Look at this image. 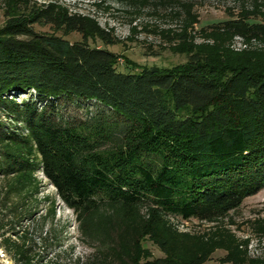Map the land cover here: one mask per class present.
Wrapping results in <instances>:
<instances>
[{"label": "trees", "instance_id": "1", "mask_svg": "<svg viewBox=\"0 0 264 264\" xmlns=\"http://www.w3.org/2000/svg\"><path fill=\"white\" fill-rule=\"evenodd\" d=\"M126 1L134 16L171 8L181 26L151 32L185 63L120 72L119 55L91 45H116L112 29L58 3L0 0V176L31 195L41 172L81 236L118 264H205L217 250L222 264H264L249 255V239L221 224L264 189V0H239L236 17L200 29L198 44L190 5ZM74 33L80 40L66 39ZM235 38L246 48L234 51ZM67 108L88 119L66 120ZM170 218L218 224L190 235ZM254 223L264 240V219ZM145 239L163 257L151 259ZM13 248L32 264L23 244Z\"/></svg>", "mask_w": 264, "mask_h": 264}, {"label": "rangeland", "instance_id": "2", "mask_svg": "<svg viewBox=\"0 0 264 264\" xmlns=\"http://www.w3.org/2000/svg\"><path fill=\"white\" fill-rule=\"evenodd\" d=\"M37 5L58 3L72 13H81L95 19L101 28L112 29L118 41L114 46H105L99 41L91 45L105 48L116 53L117 69L129 71L133 66L147 69H170L186 62V56L173 52L161 36L151 31L155 29H177L181 26L179 19L170 14L166 5H149L137 14L126 0H30ZM190 5L191 14L197 17L193 31L201 43L198 31L207 26L227 21L241 11L239 0H180ZM181 9V7H174ZM183 18L186 16L181 9ZM134 18L132 21L131 19ZM5 21L0 2V26ZM132 28H136L133 32ZM36 31L48 32V27L34 26ZM147 29L148 31H146ZM70 42L80 40L78 34L67 38ZM239 47V42L234 48ZM233 49V48H232ZM234 50V49H233ZM236 51V50H234ZM64 118L74 123L87 120L82 110L67 108ZM3 121L4 118H3ZM37 190L30 186L28 192L15 189L14 177L0 176V264H23L13 243L23 244L25 258L32 264H118L111 255V250L96 242L84 239L78 230V220L58 198L56 189L41 173L35 175ZM33 185V184H32ZM35 185V184H34ZM32 191V192H31ZM264 189L258 194L245 199L242 205L221 220V224L239 239H249L248 251L251 257L264 256V240L255 232L254 221L264 219ZM144 211V210H143ZM170 222L180 231L190 235L203 234L213 229L218 223H209L192 219L183 221L170 218ZM8 239L9 243L3 242ZM143 247L151 254V259L163 257L162 252L148 240H143ZM225 252L215 251L205 264H222Z\"/></svg>", "mask_w": 264, "mask_h": 264}, {"label": "built area", "instance_id": "3", "mask_svg": "<svg viewBox=\"0 0 264 264\" xmlns=\"http://www.w3.org/2000/svg\"><path fill=\"white\" fill-rule=\"evenodd\" d=\"M70 12H71V11H70ZM77 14L83 15V14H81V13H77ZM238 42H239V47L236 49V48H234V47H235V44H237ZM231 47H232L234 50H240V49H244V48H246V45L242 44V39H241V38H235Z\"/></svg>", "mask_w": 264, "mask_h": 264}, {"label": "water", "instance_id": "4", "mask_svg": "<svg viewBox=\"0 0 264 264\" xmlns=\"http://www.w3.org/2000/svg\"><path fill=\"white\" fill-rule=\"evenodd\" d=\"M152 71H153V72H158V69L155 68V69H153Z\"/></svg>", "mask_w": 264, "mask_h": 264}]
</instances>
